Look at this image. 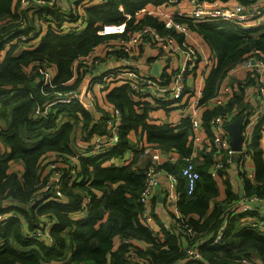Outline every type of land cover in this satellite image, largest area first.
I'll list each match as a JSON object with an SVG mask.
<instances>
[{
    "label": "trees",
    "instance_id": "trees-1",
    "mask_svg": "<svg viewBox=\"0 0 264 264\" xmlns=\"http://www.w3.org/2000/svg\"><path fill=\"white\" fill-rule=\"evenodd\" d=\"M149 2L107 0L88 4L85 11L89 24L81 33L59 34L46 28L26 41L39 40L34 48L13 44L5 50L9 41L23 31L16 28V21L28 15L19 10V0H0V214H12L0 223V264L52 261L62 264H243L242 260L252 255L264 264V232L242 223L241 219L249 215L247 212L226 218L238 196L228 186L226 197L217 199L220 189L218 178L210 174L214 161L211 153L196 165L200 179L193 194H187L186 179L182 175L184 160L161 163L179 177L178 208L195 231L202 260H192L184 254L181 239H190L184 232L174 234L162 225V233H155L141 221L144 206L139 197L152 162L139 167L136 158L145 155L147 147L176 150L182 157H190L194 152L189 118H183L177 125L153 122L150 118L152 110L156 107L168 110L171 102L138 101L127 84L113 87L107 98L123 112L119 142L105 153L79 157L71 146L75 124H81L83 139L90 141L92 134L106 131L109 113L97 120L80 102H74L51 107L50 113L43 117L36 114V109L43 107L53 92L79 86L88 77V69L75 76L74 64L76 59L89 56L98 45L115 38L99 33L104 24L126 23L127 30L131 31L151 25L157 32L182 40L181 34L165 29L164 23L155 17L143 15L127 20L120 10L123 6L126 12L133 13ZM190 27L214 51L217 59L206 78L202 102L214 96L224 75L239 59L256 49L264 55V26L240 31L229 24L198 22L190 23ZM44 60L57 65L53 79L47 83L33 71ZM243 103V96L234 93L223 106L203 108L208 132L214 115L230 112ZM63 112L75 122L61 119ZM132 133L137 135L136 142L132 140ZM262 135L258 127L252 148L254 179L244 178L245 193L260 197H264ZM144 136L147 142L143 145ZM136 143L140 146L135 147ZM132 148L134 155L129 162L104 165L106 161L123 157ZM57 153L62 155L58 168L63 177L61 200L54 198V192L44 197L42 190L44 184L52 181L49 179L56 169L49 172L50 162ZM79 174L82 180L77 179ZM222 175L223 172L219 178ZM44 215L50 218L51 242L31 237L32 232L46 223ZM225 220L222 238L213 244Z\"/></svg>",
    "mask_w": 264,
    "mask_h": 264
},
{
    "label": "built area",
    "instance_id": "built-area-1",
    "mask_svg": "<svg viewBox=\"0 0 264 264\" xmlns=\"http://www.w3.org/2000/svg\"><path fill=\"white\" fill-rule=\"evenodd\" d=\"M105 1L107 0H19V10L21 12L25 11L28 18L16 21V23L18 22L16 28L23 31L9 41L5 50L13 44H19V48H34L39 40L34 43H26V41L43 33L46 28L59 34L81 33L89 24L85 11L86 5L99 4ZM139 1L135 0V3ZM182 1L188 2L192 8L185 11L178 7ZM253 1L251 0L246 4L237 3L234 6H227L222 5V0H159L158 7H151L147 3L141 5L133 13L126 12L124 7L120 6V10L127 20L143 15L155 17L164 23L165 29H173L181 34L182 40L171 34L157 32L151 25L143 26L136 31L127 30L126 23L104 24L102 29L99 30L100 34L114 36L113 40L117 39L116 42L119 44V48L125 53H130L132 46L144 45L143 47H145L149 43L156 44L164 56L178 54V50L182 49L183 56L180 58V63L175 68L166 70V76L163 79L143 72L140 67H129L122 64L117 68L103 67L96 73L98 67L103 65L104 61L102 62V59L106 57L103 52L116 50L110 44H100L89 56L78 58L75 61V76L83 70H89L88 78L85 79L87 83L83 84L85 80H82L79 86L53 92L51 99L43 107L36 109V114L43 117L50 113L51 107L53 108L58 104L68 105L74 102H80L94 114L96 98L93 93L95 86L105 89L109 83L119 80L128 85L129 91L134 94L138 101L149 99L155 102L160 100L171 102L169 106L180 104L182 117L189 118L191 121V143L194 150L200 148L203 156L211 153L214 158L210 167V174L213 178H219L221 172L224 176L228 167L237 164L244 177L253 180L255 170L248 168L247 162L252 158L255 130L261 127L262 134H264V55L259 49H256L239 59L224 75L214 96L206 102L201 101L203 89L192 87L189 83V79L195 76L204 78L206 82L208 68H213L217 62L214 51L210 50V53L206 54L198 43H192L190 34L193 31L190 23H224L240 31L262 27L264 26V20H261V17L264 16V5L258 9ZM160 6H177L175 8L177 10L168 13ZM260 32H256L254 36H258ZM201 62H205L204 67L201 66ZM33 71L38 73L41 81L47 83L53 79L57 71V65L44 60ZM234 93L243 96L244 103L235 106L230 112L214 115L209 121L210 132H208L202 109L223 106L227 104ZM108 104L110 109L106 131L96 132L90 137L89 145L94 154L105 153L114 148L119 142L123 112L120 107L109 102ZM155 106L159 105L155 103ZM238 115L244 117L243 142L242 149L234 151L230 144L231 132L228 124ZM148 148L145 149L144 154L150 152ZM172 152H176V154ZM119 159L123 163H127L124 157H119ZM61 160V157L54 158L50 162L51 170L49 172L56 170L50 176L49 180L52 181L43 186L44 197L52 192L56 193L54 198L57 200H61L63 197L61 190L62 171L58 169ZM180 160H184L182 175L186 179L187 194H193L197 181L200 179V172L196 167L194 156L192 154L190 157H182L176 150L169 151L166 162L177 163ZM161 163L159 160L152 162L146 171L145 185L139 197L144 206L141 221L147 226H152L154 218L150 200L161 189L163 179L167 180L168 185L163 190L166 205L172 211L173 217L169 224L165 223L163 226L171 233L181 234V232H184L188 235L189 241L183 242L184 254L189 259L202 260V253L197 248L194 236L195 231L192 226L186 223L178 208L180 200L179 177L163 168ZM80 180H82V177ZM263 206L264 197H260L255 193L252 195L244 193L234 201V206L228 211L226 218L229 219L238 212H247L249 215L241 219L242 223L264 232ZM11 215V213H1L0 223ZM42 218L47 219L46 223L37 231L32 232L31 237L51 242L50 218L47 215L42 216ZM225 228L226 220L218 228L217 235L212 241L213 244L221 240ZM242 261L243 264H260L254 255Z\"/></svg>",
    "mask_w": 264,
    "mask_h": 264
},
{
    "label": "crops",
    "instance_id": "crops-1",
    "mask_svg": "<svg viewBox=\"0 0 264 264\" xmlns=\"http://www.w3.org/2000/svg\"><path fill=\"white\" fill-rule=\"evenodd\" d=\"M153 1H156V0H153ZM153 1L149 2V5H151V7L152 6L158 7L157 4H159L160 2L156 1L157 2L156 3ZM250 1L251 0H222V5L234 6L237 3L246 4ZM253 3H255V6L258 9H260L261 6L264 5V0H254ZM160 7L164 8V10L168 13H171L177 10L175 9L177 8V6H170V7L160 6ZM179 7H181L185 11L192 8V6L186 1H182ZM190 39H192V43H198L206 54L210 53V47L202 39L201 36H199L195 32H192L190 34ZM118 50L120 51L119 53L116 52V50L114 49L109 52H103L107 56V58L104 62L102 61L103 65H100L98 67V70L95 72L98 73L99 69L101 70L103 67L104 68L106 67L117 68V67H120V65L122 64L124 66L127 65L129 67H140L142 68L143 72L163 79L166 76V70H171L172 68H175L180 63V58L183 56L182 49L178 50V54H171V56H164L161 50L158 49L157 45L154 43H149L145 47L140 46V49L134 55L130 53L122 52L120 48H118ZM204 65H205V62H201V66L204 67ZM207 72H206V77H208ZM85 83H87L86 80L83 81V84ZM189 83H190V86L192 87L203 89L204 84H205V79L201 78L200 76H195L194 78L189 79ZM121 85H123V82L118 80V81H113L109 83V85L105 89H100L98 86L97 87L95 86L94 93H93L94 97L96 98L94 116L97 120L98 119L100 120L101 117L103 118L104 113L109 112L110 105L108 104V102L109 103L111 102L107 98L108 92L113 87L121 86ZM168 108L169 109L166 110L161 107H156L154 110L150 112L151 120L157 123H170L172 125L180 124L181 120L184 118L181 115L182 108H180V104L174 105V106H168ZM63 119L70 120L71 122H75V120L71 118L70 116H64ZM77 125L78 124H75V127H74L75 130L72 135V141H71L72 147H73L72 144L74 142L73 138L75 136V133L76 131L79 130ZM80 129L83 130L82 126ZM135 135L136 134L132 133V140L134 142L137 141L136 139L137 135L136 136ZM80 139H77L74 143V147H76V150H73V151L75 154H77V157L82 156V155L89 156V155L94 154V152L91 151L92 149L89 145V141H85V139L83 138L81 140ZM146 142H147L146 137L144 136L142 144L144 145L146 144ZM134 146L139 147L140 144L136 143ZM260 146L264 151V134L260 138ZM148 149L150 150L149 153L145 155L140 154L136 158V164L139 167H145L149 164V162H155L158 160L162 163L166 162L167 156L170 150H165L163 148H156V147H149ZM172 153L176 154V152H172ZM133 155H134V152L132 148L123 157L125 158L126 162H129ZM193 156H194V161L196 162V165L203 162L204 156L202 155V150L200 148H197L196 150H194ZM263 156H264V153H263ZM111 164L122 165L125 163H123V161H120L119 158H114L104 163L105 166H108ZM247 165H248V168L255 170L253 158L248 160ZM244 178L245 177L243 173L240 172L239 168L237 167V164L228 167V169L224 173V176H222L221 178H218L220 193L217 199L222 200L226 197V189L228 186H230L235 191V193L238 196L237 198L243 195L245 193ZM167 185H168L167 180L163 179L161 189L159 190L157 194H154L150 200V207H151V211H153V218H154L151 228L155 233H159V234L162 233V225H164L165 223L169 224L172 221V217H173L172 211L167 207L166 202H165V192L163 189ZM74 216H76V214H74ZM181 241L186 242V238L182 237ZM138 244L142 247H145L144 243L138 242ZM254 256L256 257V255ZM184 263L185 262H182L180 264H184ZM46 264H62V262L52 261Z\"/></svg>",
    "mask_w": 264,
    "mask_h": 264
},
{
    "label": "water",
    "instance_id": "water-1",
    "mask_svg": "<svg viewBox=\"0 0 264 264\" xmlns=\"http://www.w3.org/2000/svg\"><path fill=\"white\" fill-rule=\"evenodd\" d=\"M244 126L243 115L236 116L229 124L228 128L231 132V148L234 151H240L242 149L243 135L242 130Z\"/></svg>",
    "mask_w": 264,
    "mask_h": 264
},
{
    "label": "rangeland",
    "instance_id": "rangeland-1",
    "mask_svg": "<svg viewBox=\"0 0 264 264\" xmlns=\"http://www.w3.org/2000/svg\"><path fill=\"white\" fill-rule=\"evenodd\" d=\"M179 7V6H178ZM162 9H164V8H162ZM261 20H264V16H262L261 17ZM260 29H263V27H261ZM116 40L117 39H110V40H108L106 43L107 44H110V45H112L113 47H115L116 48V52H120L119 50H118V48H119V44L116 42ZM144 46V45H143ZM140 49V45H135V46H132L131 47V49H130V54H132V55H134V54H136L137 52H138V50ZM159 49V48H158ZM211 50V49H210ZM213 51V50H212ZM162 52V51H161ZM106 58H107V56L104 58V59H102V61H105L106 60ZM205 66V65H204ZM95 69V68H94ZM211 70H212V68H209L208 69V72H207V76L210 74V72H211ZM61 116H65V113L63 112L62 114H61ZM61 119H63V118H61ZM78 126V128H79V130L78 131H76V133H75V136H74V142H73V150H76V147H74V143H75V141L77 140V139H82V138H84V131L83 130H81L80 128H81V124H78L77 125ZM74 130H75V128H74ZM74 130H73V132H74ZM72 135H73V133H72ZM80 139V140H81ZM86 139V138H85ZM62 155H60L59 153H57L56 154V157L55 158H60ZM54 159V158H53ZM44 165H45V163H44ZM44 165H42V166H44ZM81 174H79L78 175V177H77V179H80L81 178ZM82 179H83V177H82ZM142 243V242H141Z\"/></svg>",
    "mask_w": 264,
    "mask_h": 264
}]
</instances>
